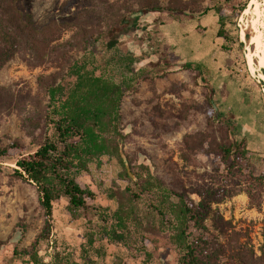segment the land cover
Returning <instances> with one entry per match:
<instances>
[{"label":"rangeland","instance_id":"1","mask_svg":"<svg viewBox=\"0 0 264 264\" xmlns=\"http://www.w3.org/2000/svg\"><path fill=\"white\" fill-rule=\"evenodd\" d=\"M145 1L162 6L177 3L196 12L181 13L170 20L165 14L168 11H149L113 48L106 47L108 38L94 46L97 72L117 80L162 54H173L177 63L165 76L140 80L136 90L126 94L122 149L133 163L149 164L171 187L187 192L196 201L199 193L210 191L217 193V199L224 197L213 203L224 219L218 223L231 234L229 241L222 239L231 250L221 264H239L231 253L240 241L264 255V190L259 196L255 189L254 204L245 191L227 197L247 187L246 168L230 172L215 150L219 142L246 139L244 123H264V81L260 76L264 67L258 64L257 56L249 54L256 46L250 43L251 37L247 39V33L260 34L264 49V0H253L252 5L247 0L248 11L244 9L228 23V29L243 44L236 43L227 51L221 48V38L196 30L198 21L217 24L216 12L207 14L204 10L207 0H16L22 16L29 14L31 25L40 32L36 36L41 42L29 36L30 44H23L0 66V141L4 145L19 141L27 150H34L37 141L50 132L45 121L48 86L71 82L66 76L67 65L73 55L82 53L84 39L107 29L126 7L137 9ZM197 60L208 68L202 75L182 66ZM228 114L233 117L224 120ZM247 147L252 150L248 141ZM258 158L250 162L253 174L264 173V156ZM16 168L14 157L0 161V264H28L21 258L10 263L14 249H29L47 224L54 223L60 230L56 219L47 220L36 186L15 176ZM109 175V165L98 172L104 179ZM98 199L103 201V197ZM121 248L119 244L111 248L114 264H177L173 247L156 249L152 244L142 247L138 243L126 259L123 255L127 251ZM118 253L124 257L121 261ZM75 255L81 261L80 254ZM89 262L92 264L91 259Z\"/></svg>","mask_w":264,"mask_h":264},{"label":"trees","instance_id":"2","mask_svg":"<svg viewBox=\"0 0 264 264\" xmlns=\"http://www.w3.org/2000/svg\"><path fill=\"white\" fill-rule=\"evenodd\" d=\"M15 1L0 0V66L23 44H30L29 36L41 42L36 36L40 32L31 25L29 14L24 18ZM247 3V0H207L204 10H214L217 14V37L222 39L223 50H231L236 43L242 46V41L227 26ZM149 11L159 14L168 11L165 14L170 20L177 19L181 13L196 12L177 3L162 6L145 1L137 9L126 7L107 29L91 33L81 45L82 53L73 55L67 65L66 76L71 82L59 81L47 88L45 121L50 132L37 141L34 150H27L19 141L6 145L0 141V161L15 158L14 175L36 186L48 221L53 219L54 203L65 198L71 217L84 216L91 223L96 216L102 222L101 237L109 242L137 246L140 243L142 247L152 244L156 249L162 245L173 247L177 264H221V259L228 257L231 250L222 239L229 241L231 234L218 223V219H224L213 203L224 197L217 199V193L210 191L199 193L200 199L196 201L187 192L171 187L149 164L133 163L127 153L133 178L121 155L126 138L122 111L126 94L135 91L140 80L165 76L177 64L175 56L162 54L136 72L124 73L119 80L106 72H97L99 67L92 52L96 43L108 38L106 47L113 48L119 37L133 31L142 15ZM196 30L204 29L198 24ZM247 37L249 40L251 35L247 33ZM182 66L200 75L208 71L200 61H187ZM231 115L223 117L224 120L228 121ZM227 125L236 127L234 123ZM215 150L230 172L234 169L242 172L246 168L247 187L227 197L245 191L254 204L255 189L258 188L259 196L264 190V173L253 174L250 169L252 159L258 158L257 153L247 147L246 139L219 142ZM104 164L111 165L110 177L96 179ZM85 174L93 177L96 190L82 178ZM99 192L113 199L116 208L111 210L109 206L96 204ZM52 226L47 224L29 249H14L10 263L21 258L32 264H45L40 255L41 243L49 238ZM95 242L94 234L90 233L88 243L93 246ZM100 248L96 249L98 254H102ZM231 254L239 264H264V255L256 254L242 241ZM71 260L70 252L55 255V264H70Z\"/></svg>","mask_w":264,"mask_h":264},{"label":"crops","instance_id":"3","mask_svg":"<svg viewBox=\"0 0 264 264\" xmlns=\"http://www.w3.org/2000/svg\"><path fill=\"white\" fill-rule=\"evenodd\" d=\"M211 10L207 14H210ZM213 14V13H212ZM214 19L216 18L213 15ZM201 24L203 26V31L201 34L210 33L217 36L218 25L213 24L209 25L207 23H202L198 21L196 26ZM219 38V37H218ZM202 62L201 60H197ZM204 62V60H203ZM245 128L248 130L244 131L243 135L248 141V145L252 150L256 151L258 155L264 156V123H244ZM106 165L110 166V175H111V165L104 164L102 168ZM101 168V170H102ZM96 174V173H95ZM109 175V177H110ZM87 183L90 184L92 188L96 190V185L94 183L93 177L90 174H85L82 177ZM95 178L98 179V173L95 175ZM122 185H125L123 182ZM96 197L95 203L103 206H109L111 210L116 208V203L113 199L107 198L103 193ZM103 197V201H98V199ZM67 199L63 198L60 201H57L53 205V222L56 219V223L59 226V231L56 230L53 223V230L48 239L41 243V249L46 251V257H42V260L45 264H55V255L57 252H70L72 260L70 264H90L89 260L91 259L92 264H114V253L111 252L113 246H121L122 250L126 252V255H123L126 259L133 250H137V244H124L119 242H109L107 239L101 237V226L102 222L94 216L91 220V223H88L84 216L77 218H72L67 208ZM56 216V218H55ZM96 222V224L94 223ZM96 225V226H95ZM93 233L96 238V242L93 246L88 243L89 234ZM52 242L53 250L50 251L49 243ZM101 247V248H100ZM102 249V254H98L96 249ZM80 254V260L76 259L75 253ZM120 257H123L119 253L117 254ZM123 257V258H124ZM121 261V258L119 259ZM28 264H32L29 262ZM133 264H136L133 262Z\"/></svg>","mask_w":264,"mask_h":264},{"label":"bare ground","instance_id":"4","mask_svg":"<svg viewBox=\"0 0 264 264\" xmlns=\"http://www.w3.org/2000/svg\"><path fill=\"white\" fill-rule=\"evenodd\" d=\"M253 2V0L250 1V4ZM252 5V4H251ZM255 6V5H254ZM257 6V5H256ZM264 7V6H263ZM248 8L247 7L245 9V13L248 11ZM253 8V7H252ZM254 9V8H253ZM256 9V8H255ZM258 9V8H257ZM262 10V9H261ZM251 11V10H250ZM258 11V10H257ZM244 12V10H243ZM262 12V11H261ZM258 13V12H257ZM254 14V13H253ZM256 14V13H255ZM258 15V14H257ZM254 16V15H253ZM264 17V15L262 16ZM259 19V18H258ZM262 19V18H261ZM261 23V22H260ZM249 24V23H248ZM255 29V28H254ZM248 38V37H247ZM250 43L251 44H255L256 46V49L255 51H251V53H249L251 56L255 55L257 56L258 58V64L262 67H264V53H263V46H262V40H261V37H260V34L258 35H252L251 36V40H250ZM252 49V48H251ZM252 68H254V65L251 66ZM263 71V69H261ZM261 78L263 79L264 81V72L261 73ZM259 78V77H258Z\"/></svg>","mask_w":264,"mask_h":264},{"label":"water","instance_id":"5","mask_svg":"<svg viewBox=\"0 0 264 264\" xmlns=\"http://www.w3.org/2000/svg\"><path fill=\"white\" fill-rule=\"evenodd\" d=\"M121 155H122V157H123V160H124V162H125V165H126V168H127L128 172H129V174H130L133 178H135V175H134V173L132 172V169H131V165H130V163H129V161H128L127 155H126V153L124 152V150L122 149V146H121Z\"/></svg>","mask_w":264,"mask_h":264},{"label":"built area","instance_id":"6","mask_svg":"<svg viewBox=\"0 0 264 264\" xmlns=\"http://www.w3.org/2000/svg\"><path fill=\"white\" fill-rule=\"evenodd\" d=\"M53 230V229H52ZM52 245H53V243L52 242H50L49 243V248H50V251H52L53 250V248H52ZM40 255L43 257H46V251L44 252V250H40Z\"/></svg>","mask_w":264,"mask_h":264}]
</instances>
